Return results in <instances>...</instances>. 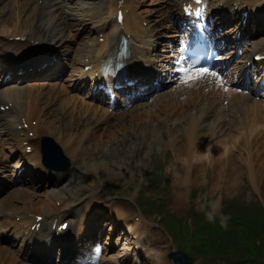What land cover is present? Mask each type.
<instances>
[{
	"label": "bare ground",
	"instance_id": "bare-ground-1",
	"mask_svg": "<svg viewBox=\"0 0 264 264\" xmlns=\"http://www.w3.org/2000/svg\"><path fill=\"white\" fill-rule=\"evenodd\" d=\"M30 1L0 0V25L4 29L3 32H8V35L3 38V42L22 36L27 38L30 36L34 38L46 36V38L52 39L51 45L43 44L38 47H54L66 39H70L69 45L72 47V40L76 41L81 33L79 24L93 19H101L100 22H102L107 17L116 14L119 4L121 5L120 0H34L36 6L29 8L28 4ZM173 2H177V0H173ZM143 5H146V8L138 12ZM124 6L126 8L128 6L137 8L135 13L131 12L127 15L128 18L126 17L128 21L133 22L125 23L127 32L133 36V43L137 46V49L132 51L129 66H137V62L140 60L142 65L152 68L151 63L158 62L159 53L164 50L161 45L163 43L162 40H158L155 45L152 44V41L156 39L158 32H162V29L166 27L165 24L169 21L167 20L169 14L173 9L175 11L176 6L167 0H125ZM143 22L147 23L146 27L143 26ZM11 26L14 27L11 28ZM107 30L108 28L100 26L95 32L97 34L106 33ZM116 31V29H113L110 34ZM160 36L158 34V37ZM38 40L42 42V39ZM13 44L17 43L13 42ZM156 45L159 46L157 47ZM10 46L14 47L13 45ZM84 46H87L86 57L91 59L88 65L91 62L102 61L110 54L107 40L100 44L94 38H91L89 32L82 39V42L78 43L76 50L80 51ZM140 46H143V50ZM259 46L264 49V42L260 43ZM145 49H147V52L144 51ZM76 50L73 49L75 52L74 58L77 61L78 52ZM6 51H10V49H5L4 52ZM164 69L167 68L165 67ZM70 81L72 80L70 79ZM182 86L184 85H175L169 90L168 94L165 93L156 101L157 105H153L149 114H155L160 109L164 110L162 118L164 123L160 130L156 131L157 134L155 135L154 133L156 132L152 131L153 134L151 136L150 134L147 136L138 128L111 122V119L115 118L116 114H109L107 109L100 105H93L82 97L70 95L69 88L67 87L66 89L64 85L61 86L59 92L49 95L43 92L40 97L33 95L27 87L19 85V82L1 86L0 100L4 103L1 102L0 104L11 102L13 107L10 111L11 114L6 119L0 116V170L8 172L10 168H13L12 172L16 177V173L22 166L21 162H18L15 166L8 165V158L2 153L4 147L7 148L10 155L21 154L23 161H32L39 166L40 154L38 147L41 144L40 137H36V140L32 141L29 137L30 132L37 136H39V132L51 135L68 150L72 160L77 162L74 166L81 164L76 168V175L71 173L70 178L64 181L65 185L59 183L57 187L46 190L41 195V200L36 203L32 201L31 197H27L28 202L23 204L22 207H16L14 203L18 199L14 202L6 200L5 210L0 211V215L7 220L6 224L0 228L1 237L7 236L9 233V229L13 224L11 215H17L25 221L26 213L29 210L33 211L36 206H39V210L47 216L55 213L57 207L53 201L54 197H58L63 203L71 202L65 196V193L71 192L72 194L81 191L77 187H82L80 183L82 174L93 173L107 177L120 176L124 170L127 171L129 168L127 157L130 155L141 156L144 147L147 144L149 145L151 141L159 147H174L175 141L178 142L179 139H184V142L189 145L192 157L195 156L199 160L200 156H196L199 153V149L197 146L195 147V140L198 139L197 129L202 125L210 126L211 123H219L223 115L228 116L224 105L227 99L214 90L207 93V88H202L200 91L202 100L196 106V115H192L189 109L193 110L192 108L197 104V97H193L189 88ZM180 92H182V95H188L182 102L180 99L178 100L180 96L177 97ZM45 96L48 97L45 98ZM233 98L237 103H241L247 101L248 96L234 92ZM175 105L177 106L176 108ZM148 108L150 109V106ZM134 109H131V111ZM235 110L236 107L232 109V111ZM131 111L129 112L132 113ZM207 111L212 113V115L208 114V117L200 116ZM256 111L257 107H254L251 110V114L256 115ZM22 120H24V124H27L28 128L19 130V126H24ZM33 121H37L36 126H33ZM133 122L131 121V123ZM136 122L140 123L139 119ZM136 125L137 123L134 124V126ZM259 127L264 131V125ZM72 128L73 131L70 132L69 129ZM166 129H168V133ZM25 142L31 143L33 147L32 153L26 154L24 150L22 152V144ZM162 144L167 145L163 146ZM213 154L214 156L217 155L216 148H213ZM255 155H250L252 156L251 159ZM214 156L210 157L212 162H210L209 166L215 170L212 174V178H215L216 183L214 188L216 191H220L224 187L221 183L228 177L226 175L228 173H225V171L232 169L233 165L237 164L238 166V162L235 159L225 157V152L218 157ZM143 158H139L136 167L144 169L145 158ZM189 159L192 158L189 157ZM206 166H197L194 161L188 162L186 168L190 170L189 174L193 176V180L197 184L204 182L203 180L209 169V166ZM199 168H202V173ZM216 170L219 171L216 172ZM175 176L179 177V172H176ZM224 176L227 177L224 178ZM17 177L16 179H19V181H26L25 178L30 177V175L24 173L21 176L17 175ZM191 184V180L187 178L176 182L174 185L177 188L175 189V203L178 207H183V197ZM237 184L234 182L231 188L236 189ZM96 193H109L104 181H101L100 185L95 186L91 196H95ZM16 194H18V191H16ZM21 194H24V192H21ZM122 215L117 214V217L122 218ZM25 223L27 224L28 222ZM17 229L21 233L20 227ZM26 236L28 240L33 238V236ZM12 249V247L0 245V264H22L18 261L15 251Z\"/></svg>",
	"mask_w": 264,
	"mask_h": 264
},
{
	"label": "rangeland",
	"instance_id": "rangeland-1",
	"mask_svg": "<svg viewBox=\"0 0 264 264\" xmlns=\"http://www.w3.org/2000/svg\"><path fill=\"white\" fill-rule=\"evenodd\" d=\"M0 30H3L2 28H0ZM263 118V116H262ZM123 122V121H122ZM125 122H127L125 120ZM145 121H142V123L140 124V129L142 131L145 132V130L147 129L146 124L144 123ZM264 122L263 120L258 119L257 122H251L250 124L252 125V130H251V135L249 138L252 139V143L255 141V138H260L263 139L260 142L257 143H253L254 147H250V150H248V148H245L244 146H242V144L247 140L245 137H242L239 134H234L232 137H221L218 138V144H222L224 146H226L227 144L225 143H229V142H237L238 146L236 149H230L229 153L230 156H233L232 159H235L238 162V166H237V171L235 174H237L236 176L229 172L228 174H226L227 177L223 180V182L221 183V185H224L223 190L220 191H216L214 188V184L215 183V178L213 179L211 176V173H214V169L213 168H209L208 174L205 178V181L200 184V185H196L195 187H191L188 191V198H191V201L188 203H185V207L182 210V212H180V217L184 216L182 215L183 213H185V215L188 214V222H190L189 227H190V237L191 235L197 231V228H199V225L201 223V221H205L207 225H212L216 222H221L220 218L221 216H226L225 212H222L223 214H220L217 212L219 205L215 204L216 207L213 208L212 210L209 211V213H211L213 215V219L209 220L208 219V215L202 217L201 215H197V216H192L191 218L189 217V212L190 211V205L192 204L193 206H195V209L197 211V213H201L202 208L204 207V203H211V200L213 201V204L215 203V198L212 195L216 194L219 195L222 198V202L225 203L223 205L224 206H228L229 211L227 214H231V216L229 217V219L227 220V225H236L239 222H236L233 220V216L235 213H237L238 215H240V213L244 212L245 210L248 212H253V211H249L247 209L254 207L257 210V206H263L264 207V131L261 132H257L260 129V125H262ZM128 127H132L135 128V126H128ZM154 129V125H150L149 130L152 131ZM228 129V128H227ZM70 132L73 131V129H69ZM147 131V130H146ZM203 136L202 138L199 140L200 142L203 141ZM244 138V139H242ZM198 141V144H200V142ZM203 147H208V143L206 145H204V143L200 144ZM186 150V146L183 143H178L176 146V151L174 150L173 153L169 152L168 154L164 153L162 148H159L157 145H155L152 141L151 143L147 146L144 147L143 149V153L141 156L136 155L135 157L130 155L128 158V161L130 162V166L135 165L138 163L139 158L144 157L146 160L145 165L147 166V168H149L150 170H152L154 168L155 171H157L158 169L163 170L164 175L162 174V179L160 180V185L159 186H153L150 183V177H146V175L141 176L139 173L136 174H131L130 172H128L124 178H126L124 180V178L119 179V178H108V181H106V183L108 184L109 182V188L110 191L113 190L115 191L117 194L119 193L121 195V197H126V201L125 202L127 205L125 208V211H128L130 213V216H134L135 214L140 213V211L138 210V208L134 205V200L137 196V192H139L141 189L144 190L142 192H140L141 195V200L140 201H144V203L142 204L143 206L145 205H149L150 202L153 201H160L162 200L164 203L163 204H172L173 203V199H175V195H174V190L173 188L170 187V184L174 182L175 176H174V171H181L182 169V160H181V154H184V151ZM251 151V152H250ZM250 152V153H249ZM261 152V153H259ZM3 153V151H2ZM176 153V154H175ZM6 157L7 155L5 153H3ZM256 154L253 159L252 156ZM143 158V159H144ZM11 163V162H10ZM245 164V165H244ZM11 165V164H10ZM200 164H198L199 166ZM160 167V168H159ZM148 169V170H149ZM180 169V170H179ZM200 172L202 170V168H199ZM216 172H218L216 170ZM248 173V174H246ZM168 174V176H167ZM252 174L255 177V179H252ZM241 175V176H240ZM131 177V179H130ZM107 178V176H100L99 178L97 177V175L95 174H84V176L81 178L83 179V183L87 184V186H91V185H97L101 180ZM134 178V179H133ZM136 178V179H135ZM165 178H168V186H165L164 180ZM235 183H238L237 188L233 189L231 188V186ZM165 186V187H164ZM131 188V192L128 193V188ZM196 187H199V189L202 191V194L199 197H195L194 194L192 195L191 190L194 189ZM220 189V188H219ZM39 193V192H37ZM136 193V194H135ZM34 194V193H31ZM27 195V194H26ZM26 195H22L21 197H16L20 202H24L25 199L28 197H26ZM132 196V200L128 202V196ZM143 195V196H142ZM32 197V195L30 196ZM213 197V198H212ZM38 199H35V202H37ZM119 200H122V198H119ZM156 202V203H157ZM130 204V206H129ZM113 207H120L122 205V203L119 202H113L112 203ZM244 205V208H242L241 206ZM231 207V208H230ZM140 209H143L145 207H142L141 205L139 206ZM139 211V212H138ZM172 213V211H171ZM166 216H163L162 220H161V224L164 226L165 224H171L172 226H175V222L177 220V218H168L165 219ZM149 221H153L156 222L159 218L157 216H154L151 218L150 216H147ZM154 218V219H153ZM183 218V217H182ZM180 219V218H179ZM169 222V223H167ZM160 223L156 224L157 226H161ZM218 224V223H217ZM222 226V225H221ZM188 227V228H189ZM171 232V231H170ZM230 232V229L227 230V234ZM164 237L165 239L168 241L170 236H172V233H168V232H164ZM167 234H169L170 236H168ZM222 234H219L218 236H221ZM163 239V238H162ZM216 239L219 238H213L212 240L215 241ZM164 240V239H163ZM222 239H219L218 241H220ZM168 241H165L166 244H170V245H176V239L173 238V241L175 243H170ZM191 240L190 238L187 239V242L184 244L185 246L190 245ZM239 250H241L240 252H242V254H245V249L243 248H239ZM234 264H246L244 261H234ZM256 260H254V264H256ZM264 263V261H263Z\"/></svg>",
	"mask_w": 264,
	"mask_h": 264
},
{
	"label": "snow or ice",
	"instance_id": "snow-or-ice-1",
	"mask_svg": "<svg viewBox=\"0 0 264 264\" xmlns=\"http://www.w3.org/2000/svg\"><path fill=\"white\" fill-rule=\"evenodd\" d=\"M198 62L190 65H180L175 70L180 73V82L187 85L195 84L198 81H204L209 77H216L217 73L207 67H198Z\"/></svg>",
	"mask_w": 264,
	"mask_h": 264
},
{
	"label": "trees",
	"instance_id": "trees-1",
	"mask_svg": "<svg viewBox=\"0 0 264 264\" xmlns=\"http://www.w3.org/2000/svg\"><path fill=\"white\" fill-rule=\"evenodd\" d=\"M250 221V220H249ZM249 223L251 225L249 226L248 229H244L242 232L244 235H260L264 233V222H260L258 218H255L251 220ZM264 239V235L262 236ZM245 245H248V243H244Z\"/></svg>",
	"mask_w": 264,
	"mask_h": 264
},
{
	"label": "clouds",
	"instance_id": "clouds-1",
	"mask_svg": "<svg viewBox=\"0 0 264 264\" xmlns=\"http://www.w3.org/2000/svg\"><path fill=\"white\" fill-rule=\"evenodd\" d=\"M216 207V205L214 204L213 205V208H215ZM208 219L209 220H212L213 219V215L211 214V213H209V215H208ZM229 218L228 217H226V216H221V218H220V220H221V225L223 226V227H227V220H228Z\"/></svg>",
	"mask_w": 264,
	"mask_h": 264
}]
</instances>
